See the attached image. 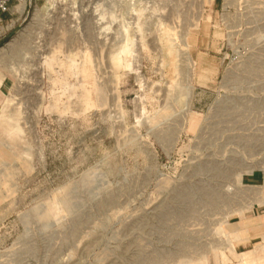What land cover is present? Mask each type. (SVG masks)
Listing matches in <instances>:
<instances>
[{
  "label": "rangeland",
  "instance_id": "obj_1",
  "mask_svg": "<svg viewBox=\"0 0 264 264\" xmlns=\"http://www.w3.org/2000/svg\"><path fill=\"white\" fill-rule=\"evenodd\" d=\"M0 22V264H264V0H30ZM244 177V178H243ZM234 228V229H233Z\"/></svg>",
  "mask_w": 264,
  "mask_h": 264
},
{
  "label": "crops",
  "instance_id": "obj_2",
  "mask_svg": "<svg viewBox=\"0 0 264 264\" xmlns=\"http://www.w3.org/2000/svg\"><path fill=\"white\" fill-rule=\"evenodd\" d=\"M3 17L5 18V15ZM245 178L247 180V183H255V181L259 180V178H262V175L257 174L256 176H254L253 173L245 174ZM240 224L241 225H239L238 227L237 225L234 227L238 229L236 232V242L238 247H246L252 244L254 241L263 239L264 212L257 218H249V220L245 219V221H243L242 223L240 222Z\"/></svg>",
  "mask_w": 264,
  "mask_h": 264
},
{
  "label": "built area",
  "instance_id": "obj_3",
  "mask_svg": "<svg viewBox=\"0 0 264 264\" xmlns=\"http://www.w3.org/2000/svg\"><path fill=\"white\" fill-rule=\"evenodd\" d=\"M26 1L30 4V0H0V22H2V17L4 15L15 14L17 12L15 8L24 5ZM261 180L264 182L263 175Z\"/></svg>",
  "mask_w": 264,
  "mask_h": 264
},
{
  "label": "bare ground",
  "instance_id": "obj_4",
  "mask_svg": "<svg viewBox=\"0 0 264 264\" xmlns=\"http://www.w3.org/2000/svg\"><path fill=\"white\" fill-rule=\"evenodd\" d=\"M22 7V5H20V8Z\"/></svg>",
  "mask_w": 264,
  "mask_h": 264
}]
</instances>
